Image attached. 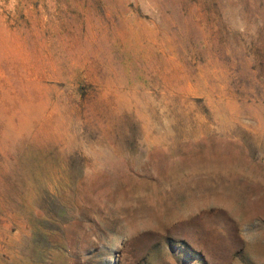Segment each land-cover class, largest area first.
<instances>
[{
  "label": "rangeland",
  "instance_id": "obj_1",
  "mask_svg": "<svg viewBox=\"0 0 264 264\" xmlns=\"http://www.w3.org/2000/svg\"><path fill=\"white\" fill-rule=\"evenodd\" d=\"M0 264H264V0H0Z\"/></svg>",
  "mask_w": 264,
  "mask_h": 264
}]
</instances>
